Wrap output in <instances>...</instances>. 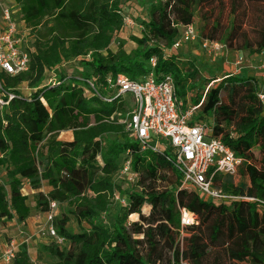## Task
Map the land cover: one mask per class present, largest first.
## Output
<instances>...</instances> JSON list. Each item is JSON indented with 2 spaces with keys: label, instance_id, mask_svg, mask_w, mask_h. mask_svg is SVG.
<instances>
[{
  "label": "trees",
  "instance_id": "obj_1",
  "mask_svg": "<svg viewBox=\"0 0 264 264\" xmlns=\"http://www.w3.org/2000/svg\"><path fill=\"white\" fill-rule=\"evenodd\" d=\"M15 1L18 23L30 31L32 42L28 48L21 42L30 56L27 70L0 73V94H14L0 114V168L7 177L0 182V221L23 223L31 216L27 184L36 191L35 208L46 216L51 201L58 203L53 225L64 242L53 238L56 245L45 246L56 256L54 264H171L181 259L190 264H264V101L258 81L229 74L203 87L193 62L181 67L177 54L164 52L180 38L183 26L194 23L197 10L215 0L149 2V18L141 21V36L131 37L136 43L131 52L123 40L116 50L111 45L125 25L122 4L133 0ZM230 2L228 23L204 22L201 37L231 48H239L243 39L250 52H262L264 17L255 42L249 43L244 27L248 8L264 0ZM154 57L157 76H174L178 100L187 104L192 90H202L191 99L203 101L196 119L212 122V135L243 159L240 172L249 180L236 184L235 176L220 173L214 185L246 198L228 205L181 187L182 177L168 153L141 151L120 122L129 111L125 97L107 102L83 81L108 93L109 76L125 73L139 79L152 70ZM76 59H81V75L70 76L62 67ZM52 78L62 82L50 84ZM23 84L31 91L27 95L20 90ZM64 131H72L73 139H60ZM129 150L132 170L138 173L134 183L119 175ZM115 192L126 204L117 201V213L109 219L105 213ZM64 204L69 212H60ZM183 208L195 215L189 226L182 225ZM71 215L78 232L70 229ZM10 264H34L28 244L16 248Z\"/></svg>",
  "mask_w": 264,
  "mask_h": 264
},
{
  "label": "built area",
  "instance_id": "obj_2",
  "mask_svg": "<svg viewBox=\"0 0 264 264\" xmlns=\"http://www.w3.org/2000/svg\"><path fill=\"white\" fill-rule=\"evenodd\" d=\"M181 36L171 48H164L167 55L176 54L183 42H199L201 47L209 52H221L225 45L220 41H213L200 37L195 23L185 25L181 29ZM18 19L12 6L0 0V73L18 74L29 68V53L21 46ZM244 63L240 56L236 62V72ZM157 59H151L152 70L139 79H131L125 73L109 76L107 79L108 93H101L91 80H83L88 83L90 90L107 102H111L126 95L132 96L133 105L129 108L125 117L120 122L126 124L130 135L138 142L141 151L152 150L166 152L167 160L180 173L182 177L181 187L195 189L200 194H205L206 199L215 202H223L228 205L236 200L246 198L225 191L214 185L217 174H229L236 176L243 163V159L227 146L222 140L212 135V126L203 120H197V112L202 104H195L189 99L188 104L178 100L175 90V79L172 74L157 76L154 68ZM264 80V62L261 66ZM62 81L52 78L49 83L58 85ZM259 97L264 101L263 91H259ZM14 97L12 93L0 94V114L3 108ZM123 163L119 175L129 183L138 179V173L132 170V157L129 154ZM114 198L121 204L126 200L120 193L115 192ZM51 211L47 216L49 225L47 234L56 239L59 244L64 242L53 225L55 211L58 208L56 201L50 203ZM182 225L193 224L195 215L183 208ZM15 246L12 243L7 247L3 259L10 264L15 256ZM190 264L181 259L179 263Z\"/></svg>",
  "mask_w": 264,
  "mask_h": 264
},
{
  "label": "rangeland",
  "instance_id": "obj_3",
  "mask_svg": "<svg viewBox=\"0 0 264 264\" xmlns=\"http://www.w3.org/2000/svg\"><path fill=\"white\" fill-rule=\"evenodd\" d=\"M4 3L12 6V9L19 19V6L17 5L15 0H3ZM154 0H133L129 2H123L122 10L123 14H125V25L122 30L116 36L115 41L111 45L112 50L117 49V44L119 40H123L125 42V49L127 52H131L134 48H136V43L131 40L132 36H141L142 32V24L141 21L148 19V9L149 2ZM230 0H215L211 5L201 8L197 10L196 16L194 19V23L199 30L200 37L202 35L201 28L204 22H213L214 20L220 21L221 23L227 24L229 15H230ZM249 9V19L244 27L245 36L249 43L255 42L259 38V29L261 19L264 17V3H259L255 6H252ZM18 36L21 38V42L23 48H28L31 46L32 42V34L29 30H24L19 24V34ZM222 42L225 47L221 52L214 53L209 52L201 47V44L197 41L193 42L191 45H187V42H183L179 49L175 50V53L179 57V62L181 67H188L189 63L193 62L195 66L199 69V85L205 87L207 82L212 80L213 78H218L214 80L211 84H216L214 82L219 81V78L224 77L229 74H241L246 70H251V72H262L261 66L264 62V50L262 51V55L256 54L254 52H250L249 49L245 48L246 42L242 39L239 40L236 44L239 48H231ZM242 56L244 58L243 65L238 68L236 72V60ZM83 67L81 65V59H76L73 62H69L68 64L63 65L62 70L65 71L70 76H80ZM248 76V74H245ZM20 90L24 94H29L31 91L23 84L20 87ZM202 90L194 89L190 92L188 97L189 99L197 97ZM222 98L225 101H228V94H222ZM125 99L128 102L129 108L133 105L132 96L126 95ZM187 103V104H188ZM208 123L212 126V122L208 120ZM72 131H64L59 135L60 139H68L71 137ZM259 149H256L255 156L260 157ZM7 180L6 171L0 168V182L5 183ZM234 181L236 184L239 183H248V177L245 174L239 172L234 177ZM121 182V180H119ZM125 186V185H124ZM43 191H47L48 187L43 186ZM36 191L29 187V185H25L24 193L29 194V204L32 207V214L27 219V221L21 223L18 221H8L2 222L0 221V246H1V255L0 259H3V254L7 247L11 246V242L16 239L14 245L15 248L18 244L26 243L30 246V254L32 261L34 264H54L57 261L56 256L50 253L49 250L45 248V246L56 245L55 240L50 237L47 232V227L49 225L47 216L44 212H40L35 208V202L33 200V196ZM204 199H206L205 194H201ZM111 207L105 216L109 219L117 213V199L110 197ZM149 207L146 206V210ZM71 207L67 204L61 205L60 212H69ZM138 217H130V220H136ZM106 221V220H105ZM70 229L74 232H78L80 227L76 222V219L71 215L70 221ZM15 234V235H14ZM27 239V240H26ZM19 242V243H18ZM19 246V245H18Z\"/></svg>",
  "mask_w": 264,
  "mask_h": 264
},
{
  "label": "crops",
  "instance_id": "obj_4",
  "mask_svg": "<svg viewBox=\"0 0 264 264\" xmlns=\"http://www.w3.org/2000/svg\"><path fill=\"white\" fill-rule=\"evenodd\" d=\"M191 44H193V43H191V42H188L187 43V45H191ZM116 50V49H115ZM256 54H260L259 56H261L262 55V52H260V53H256ZM243 74H248V76H252V77H255L256 79H257V81H258V84H259V86H260V89H259V91H263V93H264V80H263V77H262V72H260V71H258V72H251V70H248L247 72H246V70H244V72H243ZM73 139V134L71 135V137H69L68 139H66V140H72ZM248 183H249V180H248ZM34 192V191H33ZM15 235V234H14ZM14 238H15V236H14ZM13 238V240H12V242H11V244L13 243H15V241H16V239H14ZM27 240V239H26ZM19 243V242H18ZM21 243H23V242H21ZM18 245H20V244H18ZM18 245L16 246V248L18 247ZM15 246V245H14ZM0 249H1V246H0ZM31 248H30V246H29V250H30ZM1 251V250H0ZM0 255H1V252H0ZM0 264H8V263H6L4 260H2V259H0Z\"/></svg>",
  "mask_w": 264,
  "mask_h": 264
}]
</instances>
